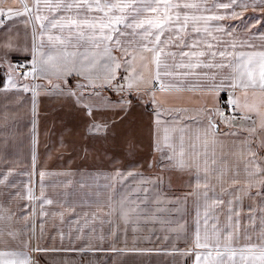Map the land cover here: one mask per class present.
<instances>
[{"label": "snow or ice", "instance_id": "snow-or-ice-1", "mask_svg": "<svg viewBox=\"0 0 264 264\" xmlns=\"http://www.w3.org/2000/svg\"><path fill=\"white\" fill-rule=\"evenodd\" d=\"M0 264H264V0H0Z\"/></svg>", "mask_w": 264, "mask_h": 264}, {"label": "crops", "instance_id": "crops-1", "mask_svg": "<svg viewBox=\"0 0 264 264\" xmlns=\"http://www.w3.org/2000/svg\"><path fill=\"white\" fill-rule=\"evenodd\" d=\"M4 2L5 3H13L14 0H4ZM57 163H59V162H57ZM75 163L78 164L80 167L87 168V167L92 166L94 162L92 160H88V161H76ZM95 163L99 164L100 162L96 161ZM100 180H101V183H103V177H101ZM100 256L103 257L104 254L101 253Z\"/></svg>", "mask_w": 264, "mask_h": 264}]
</instances>
